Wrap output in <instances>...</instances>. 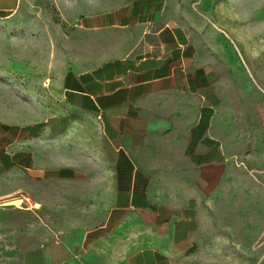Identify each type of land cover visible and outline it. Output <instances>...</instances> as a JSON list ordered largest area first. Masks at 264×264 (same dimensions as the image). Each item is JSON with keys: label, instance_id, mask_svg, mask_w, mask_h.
<instances>
[{"label": "crops", "instance_id": "1", "mask_svg": "<svg viewBox=\"0 0 264 264\" xmlns=\"http://www.w3.org/2000/svg\"><path fill=\"white\" fill-rule=\"evenodd\" d=\"M22 1L0 0V20ZM165 8L133 0L122 19L144 41L67 71L66 111L0 159L51 184L42 264H264V96Z\"/></svg>", "mask_w": 264, "mask_h": 264}, {"label": "rangeland", "instance_id": "2", "mask_svg": "<svg viewBox=\"0 0 264 264\" xmlns=\"http://www.w3.org/2000/svg\"><path fill=\"white\" fill-rule=\"evenodd\" d=\"M132 2L23 0L14 17L0 20V159L8 161L2 155L24 144L28 128L66 111L61 78L67 71L91 69L144 41L146 24L122 19ZM162 19L218 42L219 57L246 81L243 90L264 96V0H166ZM220 68L231 73L227 62ZM50 185L33 181L24 166L0 168V264H42L39 250L59 221L41 203ZM25 196L36 206L1 204Z\"/></svg>", "mask_w": 264, "mask_h": 264}, {"label": "built area", "instance_id": "3", "mask_svg": "<svg viewBox=\"0 0 264 264\" xmlns=\"http://www.w3.org/2000/svg\"><path fill=\"white\" fill-rule=\"evenodd\" d=\"M20 202L21 204H25L30 209L36 206V203L34 202V200L28 196L20 198Z\"/></svg>", "mask_w": 264, "mask_h": 264}, {"label": "bare ground", "instance_id": "4", "mask_svg": "<svg viewBox=\"0 0 264 264\" xmlns=\"http://www.w3.org/2000/svg\"><path fill=\"white\" fill-rule=\"evenodd\" d=\"M7 198V199H3V202L1 204H11V203H15L17 200H20L19 198Z\"/></svg>", "mask_w": 264, "mask_h": 264}, {"label": "trees", "instance_id": "5", "mask_svg": "<svg viewBox=\"0 0 264 264\" xmlns=\"http://www.w3.org/2000/svg\"><path fill=\"white\" fill-rule=\"evenodd\" d=\"M37 127H38V128H40V127H41V124H40V125H38ZM11 129H14V130H15V129H17V128H15V127H12ZM3 157H8V156H7V154H3V155H2V158H3ZM5 167H6V168H9V167H10V165H9V164H8V165H5Z\"/></svg>", "mask_w": 264, "mask_h": 264}]
</instances>
